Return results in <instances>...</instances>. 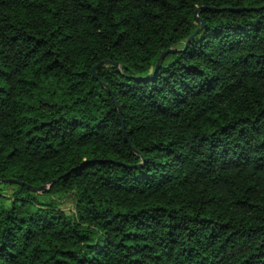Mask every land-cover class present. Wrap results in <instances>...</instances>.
<instances>
[{
    "label": "trees",
    "instance_id": "trees-1",
    "mask_svg": "<svg viewBox=\"0 0 264 264\" xmlns=\"http://www.w3.org/2000/svg\"><path fill=\"white\" fill-rule=\"evenodd\" d=\"M0 180V264H264V0H0Z\"/></svg>",
    "mask_w": 264,
    "mask_h": 264
},
{
    "label": "water",
    "instance_id": "water-1",
    "mask_svg": "<svg viewBox=\"0 0 264 264\" xmlns=\"http://www.w3.org/2000/svg\"><path fill=\"white\" fill-rule=\"evenodd\" d=\"M202 25H203V22H201V26H202ZM196 32H197V31H196ZM196 32H195V33H196ZM195 33H194V34H195ZM192 37H193V36H190V37L187 39V41H186V43H185V47L188 46L189 41L192 39ZM172 52H174L173 49H168L167 51L162 52V53L160 54L159 59H158V63H157V66H156V71H157L158 65H159V63L161 62V60L163 59L164 55H165L166 53H172ZM105 63H107V62H100V63L94 68V70H95L96 68H98L99 66L104 65ZM94 77H96L95 74H94ZM119 113H120V111H119ZM55 181H56V180L52 181L48 186H50L51 184H53ZM0 182H15V183H18V181H11V180H3V181L0 180ZM48 186H40V187H38V188H33V187H30V186L26 185V187H27L28 189H30L31 191L38 192V193H40V192H42L43 190H45Z\"/></svg>",
    "mask_w": 264,
    "mask_h": 264
},
{
    "label": "rangeland",
    "instance_id": "rangeland-1",
    "mask_svg": "<svg viewBox=\"0 0 264 264\" xmlns=\"http://www.w3.org/2000/svg\"><path fill=\"white\" fill-rule=\"evenodd\" d=\"M71 209V207L69 206L68 208H66L67 211H69Z\"/></svg>",
    "mask_w": 264,
    "mask_h": 264
}]
</instances>
